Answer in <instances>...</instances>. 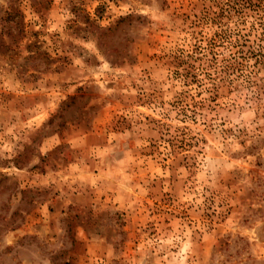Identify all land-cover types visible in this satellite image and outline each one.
Returning <instances> with one entry per match:
<instances>
[{"label":"rangeland","instance_id":"rangeland-1","mask_svg":"<svg viewBox=\"0 0 264 264\" xmlns=\"http://www.w3.org/2000/svg\"><path fill=\"white\" fill-rule=\"evenodd\" d=\"M0 264H264V0H0Z\"/></svg>","mask_w":264,"mask_h":264},{"label":"trees","instance_id":"trees-1","mask_svg":"<svg viewBox=\"0 0 264 264\" xmlns=\"http://www.w3.org/2000/svg\"><path fill=\"white\" fill-rule=\"evenodd\" d=\"M257 60H258V58H257Z\"/></svg>","mask_w":264,"mask_h":264}]
</instances>
